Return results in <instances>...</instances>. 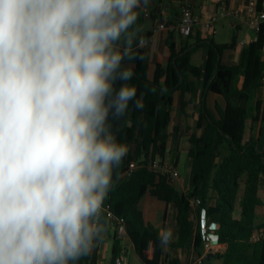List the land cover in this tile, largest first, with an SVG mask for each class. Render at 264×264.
Returning <instances> with one entry per match:
<instances>
[{
    "label": "clouds",
    "instance_id": "9594fccd",
    "mask_svg": "<svg viewBox=\"0 0 264 264\" xmlns=\"http://www.w3.org/2000/svg\"><path fill=\"white\" fill-rule=\"evenodd\" d=\"M147 3L0 0V264H75L103 238Z\"/></svg>",
    "mask_w": 264,
    "mask_h": 264
},
{
    "label": "trees",
    "instance_id": "16d2710c",
    "mask_svg": "<svg viewBox=\"0 0 264 264\" xmlns=\"http://www.w3.org/2000/svg\"><path fill=\"white\" fill-rule=\"evenodd\" d=\"M258 1L263 8L264 0ZM236 41L217 44L210 36L178 50L170 36L168 64L157 66L152 78L141 54L135 67L124 64L134 72L128 83L136 86L143 108L130 103L124 117L110 118L128 152L113 171L104 201L106 232L75 264H100L106 233L118 221L141 264H195L201 257V264H264V240H250L256 229H264V217L257 222L258 210H264V25L243 49L239 63L224 65L223 53L234 49ZM200 48L204 61L196 66L191 55ZM209 93L225 100L224 108L216 107L217 116L208 107ZM182 140L188 144V157L180 188L154 167L166 161L169 149V162L178 168ZM150 196L159 201L153 216L162 221V229L139 207ZM192 200L199 201L197 207ZM165 231L171 238L162 244ZM211 236L214 247L204 255ZM112 240L110 264H130L115 230ZM183 256L193 261L184 263Z\"/></svg>",
    "mask_w": 264,
    "mask_h": 264
},
{
    "label": "crops",
    "instance_id": "0c3cea01",
    "mask_svg": "<svg viewBox=\"0 0 264 264\" xmlns=\"http://www.w3.org/2000/svg\"><path fill=\"white\" fill-rule=\"evenodd\" d=\"M221 4H226L233 9H243L246 0H221ZM221 4L217 0H194L193 8L195 13L198 15H213L217 14L221 7ZM144 8L150 9L154 16L158 17L161 23L168 25L167 30H161L154 32L156 28V23L154 21H148L144 17V11L142 8L137 9L138 18L133 26L134 29H138V35L136 41L133 43L132 49L136 55V58L129 61L125 60L124 64L129 67H135L138 58L141 54L143 62L148 66V74L152 78L155 74L157 66L165 68L168 64L170 51L168 48V38L171 36L178 50L194 45L198 38L206 39L203 35L196 31L190 37L182 36L176 29L175 25L179 18L180 6L178 0H148L147 5H143ZM221 24L222 30H230L233 32L231 41H226L225 43H218L216 41V36L219 34L218 24ZM151 36L152 42L147 48H142L137 46L141 37L145 38ZM217 44H229L232 42L233 38L236 37V46L232 50H226L222 56V63L224 65H236L239 63L241 54L245 46L242 44L244 38L250 41H254L257 37V33L249 30L245 23L236 18H220L215 26V32L211 36ZM123 43V42H121ZM204 61V51L203 49H197L191 55V62L196 66H201ZM242 82H239L241 85ZM208 107L211 112L217 116L216 107L224 108L225 100L223 97L209 93L207 96ZM183 141V140H182ZM182 143V142H181ZM188 149V146H187ZM183 186V185H181ZM258 213V212H257Z\"/></svg>",
    "mask_w": 264,
    "mask_h": 264
},
{
    "label": "built area",
    "instance_id": "2783aa9c",
    "mask_svg": "<svg viewBox=\"0 0 264 264\" xmlns=\"http://www.w3.org/2000/svg\"><path fill=\"white\" fill-rule=\"evenodd\" d=\"M194 0H183L179 2L180 14L175 25V29L184 37L192 36L196 31H199L203 37L209 38L215 32V26L220 18H236L242 20L249 30H252L255 33H258L262 26L264 25V7L259 8L258 0H246L245 6L243 9H233L226 4H221V0H217L221 4L220 9L217 14L213 15H198L195 13L193 8ZM140 8L144 11V17L148 21H154L156 23V28L154 32L161 30H167L168 25L161 23L159 18L154 16L150 9ZM146 42L141 46L142 48H147L152 42V37L148 36L143 38ZM252 41L244 38L242 44L247 46ZM154 169L159 173L167 177L170 183L174 185H183L184 178L178 172V168H174L169 159L166 160L163 164L156 163ZM191 204L193 207H197L199 204L198 200H192ZM108 218L113 220V214L108 211ZM114 230L117 232L120 237H127L125 225L122 222H117ZM213 236L210 239H206L205 242V254L211 252L214 247ZM251 242L259 243L264 240V229H256L250 238ZM123 241V240H122ZM203 257L196 260L195 264H201ZM118 264H122L121 260H118Z\"/></svg>",
    "mask_w": 264,
    "mask_h": 264
},
{
    "label": "rangeland",
    "instance_id": "374dc122",
    "mask_svg": "<svg viewBox=\"0 0 264 264\" xmlns=\"http://www.w3.org/2000/svg\"><path fill=\"white\" fill-rule=\"evenodd\" d=\"M221 22L218 24V29H219V34L216 36V41L218 43H225L226 41H231L232 39V36H233V32H231L230 30H222L221 28ZM174 141H175V137L172 138L171 140V146H173L174 144ZM187 142L186 140H183L182 143H181V151H182V154H181V158H180V162H179V166H178V172L180 173V175H184L185 173V169H186V162H187V157H188V154H187ZM177 187H182L181 185H176ZM260 196L261 198L264 200V190L262 189L261 192H260ZM159 203V201L150 196L146 199H144L139 207L141 209L144 210L145 212V216L147 215L148 218H151V220H154V216H153V213L157 211L156 209V205ZM237 209L239 210V207H237ZM151 216V217H150ZM258 220L257 222L259 223L262 218L264 217V210L261 209V210H258ZM157 218V217H156ZM148 220V219H147ZM156 221V225L159 229H162V221L159 220V219H155ZM114 233V230H111L109 232L106 233V237H105V241L103 242L102 246H101V250H100V264H110V260H111V249H112V244H113V240H112V235ZM121 240H123V245L125 246L126 250H127V253H126V256H127V259L129 261L130 264H141L137 258V256L135 255L134 253V250L128 240V238H125V237H119ZM150 255L152 254L151 252L149 253ZM183 261L184 263H191L189 259H187L185 256H183ZM212 264H220L219 261L215 260L213 261Z\"/></svg>",
    "mask_w": 264,
    "mask_h": 264
},
{
    "label": "water",
    "instance_id": "95a60500",
    "mask_svg": "<svg viewBox=\"0 0 264 264\" xmlns=\"http://www.w3.org/2000/svg\"><path fill=\"white\" fill-rule=\"evenodd\" d=\"M169 156H170V150L168 149L167 150V154H166V160L169 159ZM210 258V255L206 256V259L208 260Z\"/></svg>",
    "mask_w": 264,
    "mask_h": 264
}]
</instances>
